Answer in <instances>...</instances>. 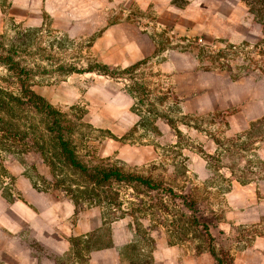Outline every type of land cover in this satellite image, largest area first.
Returning a JSON list of instances; mask_svg holds the SVG:
<instances>
[{
    "label": "rangeland",
    "instance_id": "obj_1",
    "mask_svg": "<svg viewBox=\"0 0 264 264\" xmlns=\"http://www.w3.org/2000/svg\"><path fill=\"white\" fill-rule=\"evenodd\" d=\"M248 2L253 13L264 16V0ZM8 20L0 17V53L10 51L27 70L31 89L70 121L72 140L85 164L119 167L163 184L176 196L188 195L196 204L200 221L217 229L219 216L212 209L217 194L228 193L233 178L246 181L251 172L250 142L239 134L229 135L226 114L207 116L199 107L193 110L194 104L192 112H186L185 88L177 86L178 75L161 71L153 60L128 69L102 71L97 58L87 52L85 40L63 38L49 22L25 25ZM245 55L262 66L264 50L261 56L251 49ZM5 75L0 67V86L18 95L16 85L1 81ZM24 145L10 142L6 146L15 154H0V195L7 201L15 200L13 196L21 199L20 194H35V185L39 194L58 199L54 194L60 191L55 190L54 182L62 177L57 179L33 153L22 154L21 150H28ZM130 192L121 191L123 212L132 201ZM59 196L64 199L60 202L71 203L74 222L86 223L88 216L93 220L90 229L92 224L95 227L85 234L80 225L79 235L71 238L69 259L78 264H86L88 251L113 247L115 229L120 227L131 236L123 252L127 262L216 264L207 243L192 232L190 214L180 208L178 198L174 201L160 192L143 194L144 211L131 223L130 217L120 218L114 210L110 213L91 206L87 200L75 205L68 194ZM218 244L226 250L230 241L220 239ZM199 245L201 253L196 250Z\"/></svg>",
    "mask_w": 264,
    "mask_h": 264
},
{
    "label": "crops",
    "instance_id": "obj_2",
    "mask_svg": "<svg viewBox=\"0 0 264 264\" xmlns=\"http://www.w3.org/2000/svg\"><path fill=\"white\" fill-rule=\"evenodd\" d=\"M249 6L248 0H0V17L49 22L63 38L85 40L102 67L153 60L178 75L186 112L194 104L207 116L226 114L229 135L249 140L250 178H233L230 191L212 203L233 264H264V62L245 55L264 50V16ZM34 192L9 201L0 195V264H78L69 259L71 238L80 225L82 233L95 230L93 220L74 222L71 203ZM129 237L116 228L113 247L88 251L86 264H137L124 259Z\"/></svg>",
    "mask_w": 264,
    "mask_h": 264
},
{
    "label": "trees",
    "instance_id": "obj_3",
    "mask_svg": "<svg viewBox=\"0 0 264 264\" xmlns=\"http://www.w3.org/2000/svg\"><path fill=\"white\" fill-rule=\"evenodd\" d=\"M0 67L6 72L1 81L16 85L19 89L18 95H14L9 89L0 86V154H15L6 145L10 142H25L24 149L28 150H21L22 154L33 153L36 159L51 169L57 179L62 177L54 182L59 194H68L75 205L78 200H87L91 206H99L110 213L113 210L119 212L120 218L122 215L128 216L131 223L136 222L138 215L144 211V200L140 198L143 194L160 192L174 201L180 199V208L190 214L192 232L196 233L197 239H202L201 242L207 243V250L215 263L233 264L229 251L218 244L223 239L222 234L216 226L211 227L200 221L196 204L188 195L176 196L172 189L163 184L139 174L125 172L119 167L86 165L77 154L70 121L31 89L27 84V70L14 60L10 51L0 53ZM100 69L111 71L102 66ZM34 189L40 190L35 185ZM127 189L131 191L132 201L128 203L127 211L123 212L120 194ZM162 209L169 214L165 206ZM212 230L215 231L214 234ZM196 250L201 253L203 248L199 245Z\"/></svg>",
    "mask_w": 264,
    "mask_h": 264
}]
</instances>
